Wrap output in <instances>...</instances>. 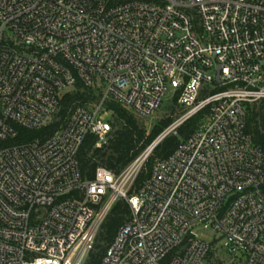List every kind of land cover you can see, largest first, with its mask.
Returning a JSON list of instances; mask_svg holds the SVG:
<instances>
[{
	"label": "built area",
	"instance_id": "2783aa9c",
	"mask_svg": "<svg viewBox=\"0 0 264 264\" xmlns=\"http://www.w3.org/2000/svg\"><path fill=\"white\" fill-rule=\"evenodd\" d=\"M174 99L183 115L132 163L83 175L86 137L102 148L115 131L109 104L149 120ZM252 110L264 113V0H0V264H86L117 201L130 216L99 264H264Z\"/></svg>",
	"mask_w": 264,
	"mask_h": 264
},
{
	"label": "trees",
	"instance_id": "16d2710c",
	"mask_svg": "<svg viewBox=\"0 0 264 264\" xmlns=\"http://www.w3.org/2000/svg\"><path fill=\"white\" fill-rule=\"evenodd\" d=\"M74 100L85 102L84 95L78 93L65 96L63 106L67 107ZM176 105L175 99L171 106ZM109 110L112 112V121L115 128L112 138L108 144L102 148H95L96 138L93 136L86 137L80 148L78 160L80 169L85 177L92 178L98 167H104L114 173H120L130 163H132L143 150L166 128L173 119L167 118L156 125L152 131L147 134L139 125L138 119L130 112L116 104H109ZM64 111L61 112L63 114ZM204 113H200L178 128L177 136H170L159 144L153 151L152 156L146 163L149 171L156 160L165 159L170 156L177 148L179 143L188 138L197 128L203 118ZM257 117L260 119L257 120ZM264 113L250 111L247 130L251 135L254 143L264 150ZM56 124L50 125L40 132H23L25 139H34L44 134L52 133ZM145 178L141 174L138 182ZM130 216L128 204L125 201H117L110 212L104 219L100 231L95 239L92 251L90 252L86 264H99L107 248L113 242V239L121 225H123Z\"/></svg>",
	"mask_w": 264,
	"mask_h": 264
},
{
	"label": "rangeland",
	"instance_id": "374dc122",
	"mask_svg": "<svg viewBox=\"0 0 264 264\" xmlns=\"http://www.w3.org/2000/svg\"><path fill=\"white\" fill-rule=\"evenodd\" d=\"M184 111L180 107L173 105L171 106V102H166L160 108V110L154 115L152 119L149 120H140L138 119L139 125L149 134L152 129L158 125L161 121L171 118L173 120L179 118L183 115Z\"/></svg>",
	"mask_w": 264,
	"mask_h": 264
}]
</instances>
